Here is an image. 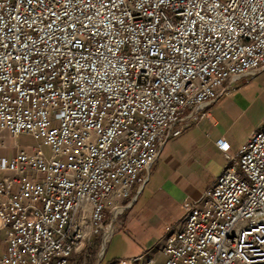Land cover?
I'll list each match as a JSON object with an SVG mask.
<instances>
[{"label": "built area", "instance_id": "obj_1", "mask_svg": "<svg viewBox=\"0 0 264 264\" xmlns=\"http://www.w3.org/2000/svg\"><path fill=\"white\" fill-rule=\"evenodd\" d=\"M263 69L264 0H0V264L108 241L165 143ZM215 145L223 172L128 264H264V115Z\"/></svg>", "mask_w": 264, "mask_h": 264}, {"label": "crops", "instance_id": "obj_2", "mask_svg": "<svg viewBox=\"0 0 264 264\" xmlns=\"http://www.w3.org/2000/svg\"><path fill=\"white\" fill-rule=\"evenodd\" d=\"M261 76L260 73L235 82L230 95L199 111V114H206L205 118L199 122L192 121L180 136L165 143L157 161L145 172V182L140 188H133L132 198L127 201L117 225L143 241L139 249L142 252L117 262L128 264L134 258L158 256L165 228L182 217L183 202L197 200L228 165L215 145L216 140L225 139L230 145L229 154L237 156L246 142L239 143L235 131L238 121L260 94L264 79L259 84L257 78ZM3 236L0 220V254L5 251ZM158 263H161V258Z\"/></svg>", "mask_w": 264, "mask_h": 264}, {"label": "rangeland", "instance_id": "obj_3", "mask_svg": "<svg viewBox=\"0 0 264 264\" xmlns=\"http://www.w3.org/2000/svg\"><path fill=\"white\" fill-rule=\"evenodd\" d=\"M261 77L257 78V82L262 84L264 79V69L261 72ZM264 115V85L260 90L255 103L248 109L247 113L238 121V126L235 131V136L239 143L246 142L250 135L259 126L261 117ZM13 144L11 140H6V144ZM18 145L25 149L38 145V140L30 137H20L17 140ZM44 155L48 158L51 153L46 147H43ZM120 213L114 220H107L112 226V234L108 241L91 240V246L87 251L77 254L73 257L70 264H120L119 259L129 258L135 253L140 254L142 251L143 241H140L136 234H128L123 231L121 226H118L121 221ZM112 222V223H111ZM118 228V229H116ZM116 229V230H115ZM115 230V231H114ZM137 254V255H138Z\"/></svg>", "mask_w": 264, "mask_h": 264}]
</instances>
